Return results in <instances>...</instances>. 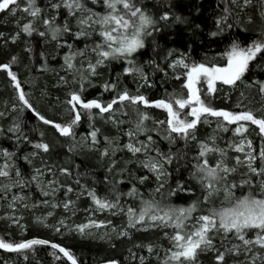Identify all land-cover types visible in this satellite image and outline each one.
<instances>
[{
	"label": "snow or ice",
	"instance_id": "snow-or-ice-1",
	"mask_svg": "<svg viewBox=\"0 0 264 264\" xmlns=\"http://www.w3.org/2000/svg\"><path fill=\"white\" fill-rule=\"evenodd\" d=\"M89 3L100 5L103 11L94 10L93 7H89ZM231 4L243 12L253 4V0H231ZM47 7L55 14L44 16V9L37 5V0H25L23 7L20 5V0H0V12L15 15L19 11L31 17L21 28L24 34L31 36L33 32H38L39 36L57 42L58 47L69 49L63 57L62 68L72 76L71 83L79 85V89L69 91V98L65 101L72 118L67 123L56 122L37 111L28 99L17 74L12 71V64L17 61V57L13 56L10 63L0 64V70L5 71L10 77L23 108L30 109L39 121L45 125H51L59 135L75 139L74 128L81 121V110L87 112L90 120L94 119L92 111L94 109L98 110L101 119L105 118L104 114H108V120L105 122L110 120L119 127L124 121L115 118L117 111L126 116L128 113L124 111L125 107L127 105L134 106L137 119L134 126L125 133L129 142L123 145V149L130 152L133 157L137 154H142L145 157L140 161L141 166L154 173L156 179L161 181L155 189L157 193L164 188L166 178L171 175L165 166L171 165L175 157L171 152L164 153L155 146V141L150 133L156 131L157 135H160L159 127L155 129L147 127L145 122L151 118L147 112L140 111L139 106L162 109L166 112L165 120H154L153 124L164 128L163 138L170 144H175L177 140L184 141L185 146L189 141L197 143L198 153L194 157L196 162L192 165L191 177L200 185L202 196L193 200L187 207L172 205L166 202L163 197L160 199L152 196L144 198L143 194L139 193L133 185L126 195L133 198L139 197V208L128 206L125 209L120 205V197L125 194L119 193L115 185L111 190L114 199H109L108 195L101 197L94 188L88 189L81 185L82 191L87 192L88 197L96 206V210L111 211L113 215L123 213L127 216V226L117 233L118 237L131 239L128 229H137L138 226V230L143 231H148L151 228L172 230L171 234L164 233L163 238L169 244L167 248L153 242L134 245L136 248H144L148 253L147 256H139V264H149V260L153 257L157 264H200V256L208 253L214 255V264H228L229 257H234L232 264H264V116H257L250 108L239 111L217 109L206 99L208 96L214 97L218 91V83L231 87H236L238 82L244 83L250 63L256 61L258 55L260 59H264V39L254 40L247 46H241L239 42L233 41L222 53L221 59L225 61L222 65L197 62L185 53H180L175 59H172L176 50L169 49L164 59L171 60L167 67L172 69L173 79L183 80L179 93L173 91L167 94L166 98L150 100L143 94L133 95L127 88L117 91L120 76L118 74L116 82L103 84L105 91L116 93L105 104L97 99H86L84 97L85 84H91L92 78L100 75V69L108 67L114 61H122L126 65L123 68V75L138 76L143 81L139 87L146 85L151 87L144 67L137 63V54L145 48L146 40L149 37H153V43H155L154 33L168 27L169 21L174 23H184L185 21L180 16H173L167 11L157 16L145 6V0H48ZM61 9L67 11L68 17L75 18V32L72 31L67 19L63 24L57 22ZM224 13L225 15L216 21L218 32H212V36L222 32L225 25L227 28L233 26L228 22L233 15L232 8L226 5ZM236 16L238 20L239 13H236ZM260 17L264 21V0H261ZM37 21L42 23L43 31H39L35 27ZM252 22V17L249 16L247 23L251 24ZM197 27L199 26L197 25ZM68 34H71L75 40L83 38L86 41L84 47L74 49V45L66 41L59 43ZM19 35L18 32L16 36L12 37L13 43L16 42ZM261 35L264 36V32ZM93 37L98 39L93 40ZM89 40H92L91 44L87 43ZM26 50L31 51L30 48ZM41 55L43 56V53ZM149 63L154 65V70L164 71L154 60ZM177 69L180 71L177 72ZM46 70L43 67L41 69V71ZM167 74L165 71L166 76ZM59 79L63 85L69 84L67 76H60ZM245 86L256 87L261 97L264 98V81H253ZM139 87L137 93H139ZM242 106V102H238L236 109H241ZM3 116L4 113L0 112V117ZM210 118H215L216 129L213 130V134L199 140L197 137L198 127L201 124L210 125L212 123ZM248 124L257 126L262 137L258 154L253 147L252 140L243 135L249 130ZM232 125H235L232 129L233 135L240 137L239 142L229 143L227 148L219 147L215 132L217 130L228 132L229 126ZM7 131L15 136L17 147L24 141L31 143L35 151L23 157L28 163H31L32 159L41 151L45 154L50 151L49 143L43 141V133L40 134L41 141L33 143L28 140L20 124L15 121ZM3 132L4 129L0 128V134ZM99 134L100 129L92 126V131L88 133V136L82 138L83 145H87L89 150L95 149L100 142ZM141 135L146 139L140 140ZM103 139L107 146L101 152L102 157L109 156V147L112 149L113 156L117 150H123L118 143H115L118 138L105 135ZM229 149L236 153H242L243 158L240 155L232 157L234 163L229 164ZM72 150L69 148V151ZM151 153H155V155ZM211 156H216L217 159L210 163ZM0 157L4 161L0 164V200L6 201L7 207L12 212L17 210L18 204L24 208L29 207L26 202L28 197L17 194L13 191L14 189L23 192L26 187L34 183L41 195L53 198L60 188H64L66 196L74 191L71 186L59 184L58 179H45L49 174L55 177V172H53L55 165L45 164L43 168H34L30 178L26 179L15 162L17 158L15 152L0 148ZM257 161H259V166H256ZM115 167L116 161L113 160L108 171L111 172ZM240 167L246 168L247 172L242 174L239 183L230 180L229 177L235 174ZM123 171L124 169L121 170V174ZM59 173L64 176L72 175L71 171L65 167H61ZM253 176L260 179L254 181ZM147 179V176L140 177L139 182L142 184ZM75 183L79 185L80 180L76 179ZM117 183H123V181ZM176 191H187L195 195L190 188L185 189L184 185L179 182L177 189L170 191L169 196L175 195ZM237 191L240 192V195H237ZM221 197L219 206L212 203ZM44 203L47 204L48 201L45 200ZM210 204L211 206L205 207ZM73 205L74 201L71 199L63 203L65 210L70 209ZM58 206V204H52L54 208ZM59 224L67 227L64 220L59 221ZM110 225L111 221L98 222L90 219L87 223L76 225L75 230L80 235H86L91 234V229L107 228ZM55 231L60 232V227H56ZM112 231L116 232V228L112 227ZM49 244L52 249L62 253L70 264H78L77 257L71 250L60 244L51 243L49 240L30 239L21 242H6L0 238V249L17 253L31 249L34 245ZM129 252L132 259H137L136 253L132 252V249H129ZM160 252H163V256L160 255ZM241 257L243 258L241 259ZM60 258V256H56V259ZM107 264H119V261L113 259L109 260Z\"/></svg>",
	"mask_w": 264,
	"mask_h": 264
},
{
	"label": "trees",
	"instance_id": "trees-1",
	"mask_svg": "<svg viewBox=\"0 0 264 264\" xmlns=\"http://www.w3.org/2000/svg\"><path fill=\"white\" fill-rule=\"evenodd\" d=\"M48 0H37V5L44 9V16H52L55 13L47 7ZM25 0H20V5L23 7ZM232 8L233 15L229 19V23L233 26L227 28L225 25L223 31L216 36H212V32H218L216 21L221 16L225 15V6ZM261 0H253V4L240 12L231 4V0H145V6L149 11L157 16L167 11L173 16H180L184 23H174L169 21V26L164 27L162 31L154 33L153 37L146 40V46L136 56L137 63L144 67L148 74V87H139L143 81L140 78L123 75V68L126 65L122 61H114L108 67L99 70L100 75L93 77L91 84H85L84 97L88 100L97 99L102 103H107L115 95V92L105 91L103 84L105 82H116L117 75L119 76V84L117 91H122L127 88L130 93L143 94L150 100L166 98L167 94L176 91H181L183 80L173 79V71L168 68V63L171 60H165L169 49H175L176 52L172 59H175L180 53L189 55L197 62H206L222 65L225 61L221 59L222 53L231 45L233 41L239 42L241 45L251 44L252 41L263 39L261 35L264 32V21L260 17ZM96 11H103L100 5H91ZM236 13H239L237 20ZM252 17V23H247V18ZM31 17L26 13L17 12L12 15L8 12H0V64L10 63L12 57H17L15 64H12V71L18 76L21 86L28 99L33 106L41 114L55 120L59 123H67L72 114L69 111L65 101L69 98L68 93L71 90H78L79 85L72 84V76L66 73L63 66V57L69 51L67 47H58V43L50 41V38L41 37L38 32H33L31 36L24 34L21 31L22 26L27 23ZM67 19L72 31H76L75 18L68 17L67 11L61 9L59 13V24H63ZM197 25L199 27H197ZM35 27L39 31H43L42 23L37 21ZM247 29V31H244ZM20 33L19 38L15 43L12 42V37ZM93 40L98 39L93 37ZM74 45V49H82L86 41L82 38L75 40L71 34L65 35L59 43L64 42ZM91 44L92 40L87 41ZM30 48L31 51L26 49ZM43 53V56L41 55ZM94 59V57H93ZM155 61L164 71L154 70V65L149 63ZM46 68V71L41 69ZM165 71L168 73L165 75ZM180 70L177 69V72ZM60 76H67L68 85H63L60 82ZM253 81H264V59H260L259 55L256 61L250 63L249 71L245 74L244 83L237 84L236 87L217 84L218 91L213 96H208L206 99L211 102L212 106L217 109L226 110H247L252 109L257 116H264V98L258 92L256 87H246V84H251ZM139 87V93L137 89ZM243 93V96H241ZM238 102H242V108L236 109ZM15 107V110L13 108ZM117 108L119 106H116ZM140 111L147 112L149 117L146 125L149 129L159 127L160 135L156 131L150 134L153 136L155 146L162 152H171L174 155V160L171 165H166L168 172L171 173L166 178L164 188L159 193L155 189L161 181L156 179V175L140 164L145 157L142 154L133 155L123 145L129 142V138L125 133L129 128L134 126L137 119L135 107L127 105L124 109L128 115H122L117 111L115 118L124 121L123 124L117 127L110 120L108 114H104V119L100 118L98 110L94 109V119L90 120L87 112L81 110V121L74 128L75 139L63 137L55 131L51 125H45L39 121L35 114L30 110L23 108L18 100V93L13 82L5 71L0 70V112L4 113L0 117V128L4 129L3 134H0V148H6L9 152L16 153V164L20 168L24 177L30 178L34 168H43L45 164L48 166L55 165L53 172L45 177L46 180L58 179L59 184L71 186L74 191L65 195L64 188L55 194V197H44L39 189L33 183L26 187L23 192L19 189L13 191L17 194H22L26 197L28 208L22 205H17V210L12 212L16 217V223L2 218V214L7 209V202L0 200V238L6 242H21L30 238L38 237L46 239L68 248L77 257L79 264H99L109 260H118L120 264H139V256H147L148 253L144 248H136L135 244H147L149 242L159 243L165 248L169 246L168 241L164 239V233L171 234V229L151 228L148 231L137 229H128L131 239L128 237L114 236L108 242H99L90 238L82 237L75 230L76 225L87 223L90 219L96 221H111L110 227H126L127 216L123 213L113 215L111 211H98L92 200L88 197L86 191H82L81 185L88 189H95L101 197L108 195L109 199H114L111 194L113 185L119 193L125 194L120 197V205L125 209L128 206L139 208V197H128L126 193L135 185L139 193H142L144 198L149 196L160 199L163 197L166 202L175 206L187 207L193 200L202 196L200 185L191 177L193 171L192 165L196 162L194 157L197 156L198 147L195 141H189L185 146L184 141L177 140L175 144H170L168 140L163 138L164 128L154 125V120H165L166 112L162 109L144 108L139 106ZM212 123L201 124L198 127L197 137L199 140L205 139L213 134L216 129L215 118H210ZM13 121L20 124L21 129L28 140L35 143L41 141V133H43V141L49 143L50 151L43 153L42 151L31 163L26 162L23 157L35 151L31 143L27 141L21 142L17 147L15 136L9 133L7 129L12 125ZM247 123V122H245ZM92 126L100 129L98 136L99 144L95 149L89 150L87 145H83L82 138L87 137L92 131ZM235 125L229 126L228 132L217 130L215 132L217 144L221 148H227L229 143L236 142L240 138L233 135L232 129ZM249 130L243 135L251 139L256 152H259L262 143V137L259 134L258 127L248 124ZM107 135L112 138H118L115 143H118L123 150H117L115 155L111 154L109 147V156L102 157L105 145L103 137ZM140 140H145L146 137L141 135ZM83 145V146H82ZM72 148V151H69ZM155 155V153H151ZM237 155L236 152L229 149V164H233L231 159ZM210 163L217 159L216 156H211ZM116 161V167L111 172L108 171L110 164ZM3 158L0 157V164ZM259 166V161L256 162ZM61 167L68 168L72 175L64 176L59 173ZM124 169L121 174V170ZM247 172V169L240 167L238 171L229 177L237 183L242 179V174ZM147 176L148 179L144 183H140V177ZM79 179L80 184H76L75 180ZM254 181L260 178L253 176ZM123 183H117L118 181ZM183 184L185 189H191L195 195L187 191H176L175 195L169 196V192L177 189V183ZM237 195L240 192L237 191ZM71 199L74 205L70 209L65 210L63 203ZM220 199L214 200L216 206H219ZM48 203L45 204L44 201ZM58 204V207H52V204ZM36 205L33 207L32 205ZM211 206L210 205H206ZM115 211V210H113ZM51 213V215H49ZM91 215L89 218H86ZM42 219L44 223L38 221ZM64 220L67 227L61 226L59 221ZM47 225V226H46ZM60 227V232H56L55 228ZM219 246V245H218ZM129 249L136 253L137 259H132ZM163 256V252H160ZM60 256V259H56ZM27 257V258H25ZM127 258V259H126ZM232 257L228 258V264H232ZM0 264H70L58 251L45 247L43 245H34L31 249L24 252H6L0 249ZM149 264H157L155 257L149 260ZM200 264H214V255L208 253L200 256Z\"/></svg>",
	"mask_w": 264,
	"mask_h": 264
},
{
	"label": "rangeland",
	"instance_id": "rangeland-1",
	"mask_svg": "<svg viewBox=\"0 0 264 264\" xmlns=\"http://www.w3.org/2000/svg\"><path fill=\"white\" fill-rule=\"evenodd\" d=\"M247 45H249V44H247ZM247 45H241V46H247ZM247 139H249V138H247ZM239 140H240V138L238 139L237 143L239 142ZM237 155H240L243 158V154L242 153H237ZM11 211L12 210L7 207L6 211L2 214V218L5 219V220H7V221H9V222H11L14 225L16 223V221L14 220V218L16 216L13 213H11ZM90 216L91 215H88L86 218H89ZM7 217H13V218H7ZM38 221L44 223V225H45V222H43L42 219H38ZM115 228H116V232H113L112 231V227H110V228H100V229H91L90 230L91 231V234L80 235V236L86 237V238H90V239H93V240H96V241H99V242H103L104 243V242L110 241L112 237L118 236L117 233L121 229H123L125 227L118 226V227H115ZM106 232H107V235H105ZM232 258L234 259V257H232ZM242 258L243 257H241V259Z\"/></svg>",
	"mask_w": 264,
	"mask_h": 264
},
{
	"label": "water",
	"instance_id": "water-1",
	"mask_svg": "<svg viewBox=\"0 0 264 264\" xmlns=\"http://www.w3.org/2000/svg\"><path fill=\"white\" fill-rule=\"evenodd\" d=\"M30 239H42V238H38V237H34V238H30ZM30 239H27V240H30ZM46 240V239H45ZM25 241V240H24ZM51 243H55V242H52V241H50ZM58 244V243H57ZM43 246H45V247H48V248H51V246H50V244L49 245H43ZM62 246V245H61ZM52 249V248H51ZM2 251H6V250H4V249H1ZM55 250V249H54ZM56 251H58V250H56ZM6 252H9V251H6ZM62 256H63V254L62 253H60ZM66 260H67V258L66 257H64ZM69 262V261H68ZM107 262L108 261H105V262H102V263H99V264H107ZM70 263V262H69ZM79 264V263H78ZM120 264V263H119Z\"/></svg>",
	"mask_w": 264,
	"mask_h": 264
}]
</instances>
